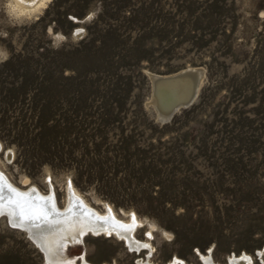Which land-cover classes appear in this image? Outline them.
Here are the masks:
<instances>
[{
    "label": "rangeland",
    "instance_id": "rangeland-1",
    "mask_svg": "<svg viewBox=\"0 0 264 264\" xmlns=\"http://www.w3.org/2000/svg\"><path fill=\"white\" fill-rule=\"evenodd\" d=\"M14 3L0 0V170L60 209L75 189L96 211L134 215L152 247L100 235L69 253L264 264V0ZM193 69L195 101L160 121L151 74ZM41 251L0 217V264H47Z\"/></svg>",
    "mask_w": 264,
    "mask_h": 264
},
{
    "label": "bare ground",
    "instance_id": "bare-ground-1",
    "mask_svg": "<svg viewBox=\"0 0 264 264\" xmlns=\"http://www.w3.org/2000/svg\"><path fill=\"white\" fill-rule=\"evenodd\" d=\"M46 2L47 0H15L14 4L24 12L25 9L36 10ZM151 80L156 97L155 102L159 110L158 116L164 121L177 110L179 105L185 103V107L195 101L202 81V72L199 69H193L169 75L154 73L151 74ZM0 174L3 177L0 179V185L5 188L0 193V196L3 197V200L0 201V204L3 205L0 217L5 216L13 227L25 230L34 244L42 250L47 264H94L88 260L85 251L79 255L69 253L71 246L85 244L88 236H115L124 240L133 251L139 250L140 252L142 249L152 248L148 240H141L134 234L135 228L140 224L136 218L135 220L133 217L129 220L123 219L109 206L107 212L96 211L85 203L75 189L68 191V205L64 209H60L52 194L43 193L36 187L16 186L1 170ZM12 189L16 191H12ZM30 192L31 195H25ZM41 197L54 199L44 200ZM130 225L132 226L128 227ZM148 234L151 233L148 232ZM257 252V256L261 255L264 252V247ZM200 255L201 264H209V262L210 264H252L253 262V257L245 252L231 254L226 263L215 261L209 253H200ZM139 262L152 264L151 261L140 260ZM165 264L187 263L173 259Z\"/></svg>",
    "mask_w": 264,
    "mask_h": 264
},
{
    "label": "snow or ice",
    "instance_id": "snow-or-ice-1",
    "mask_svg": "<svg viewBox=\"0 0 264 264\" xmlns=\"http://www.w3.org/2000/svg\"><path fill=\"white\" fill-rule=\"evenodd\" d=\"M3 177H2V174H0V179H2ZM5 190V188H4V186L3 185H0V193H2L3 191ZM12 191H16L15 189H12ZM32 193L30 192V193H27V194H25V195H31ZM41 199H44V200H51V199H54V198H52V197H41ZM3 200V197L2 196H0V201H2ZM2 209H3V205L2 204H0V214H2ZM41 215H43V213H41ZM133 220H135V216L133 215ZM132 225H130V226H128V227H131ZM144 247H147V245H144ZM209 264H210V262H209Z\"/></svg>",
    "mask_w": 264,
    "mask_h": 264
},
{
    "label": "water",
    "instance_id": "water-1",
    "mask_svg": "<svg viewBox=\"0 0 264 264\" xmlns=\"http://www.w3.org/2000/svg\"><path fill=\"white\" fill-rule=\"evenodd\" d=\"M151 82H152V81H151ZM192 103H193V101H192L191 103H189V104H188V103H186V104L191 105ZM184 104H185V103H184ZM184 104L179 105L178 108H177V110H178L180 107H182V106L184 107ZM188 105H187V106H188ZM187 106H185V107H187ZM180 109H181V108H180ZM177 110H175V111H174L169 117L165 118L164 121L161 120L160 118H159V120L162 121V122H168V121H170V120L172 119V117L174 116V114H175V112H176ZM4 214H6V213L4 212ZM8 220H9V219H8ZM9 223L12 225V223L10 222V220H9Z\"/></svg>",
    "mask_w": 264,
    "mask_h": 264
}]
</instances>
